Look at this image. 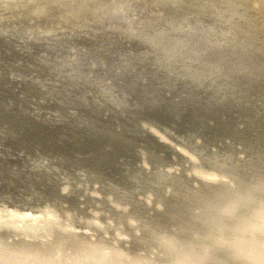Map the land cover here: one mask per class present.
Here are the masks:
<instances>
[{
	"label": "bare ground",
	"instance_id": "bare-ground-1",
	"mask_svg": "<svg viewBox=\"0 0 264 264\" xmlns=\"http://www.w3.org/2000/svg\"><path fill=\"white\" fill-rule=\"evenodd\" d=\"M256 1L245 4L255 6L264 31V0L262 7ZM200 6L201 0H0V44L9 48L0 54V73L17 78L20 89H0V183L14 185L2 189L0 200V264H171L191 249L205 264H242L216 243L219 237L242 255L253 252L255 221L246 201L264 198V177L260 183L249 174L254 166L264 174V154L257 150L264 148V128L247 148L252 122L244 125L230 108L264 120V92L253 84L264 81L233 77L255 59L240 45L248 31L241 16L210 6L211 19H193ZM239 83L249 88L242 91ZM137 101L180 111L192 105L222 122L215 127V119L204 116L197 123L204 137L152 126L163 142L159 148L146 145L139 128L129 139L134 148L106 165L98 158L76 164L82 140L90 132L117 133L119 121L130 123L126 111ZM225 109L229 120L222 118ZM218 128L223 133L216 137ZM188 166L194 183L223 188L218 203L211 202L213 191L196 199L194 210L207 227L202 241L191 244L165 229L191 193L181 181ZM160 197L175 201L167 204L175 211L163 213ZM24 201L33 202L29 209L19 206ZM232 201L239 207L215 210ZM146 211L165 223L157 238L166 244V261L139 258L146 253L137 241H149L151 232L138 233L151 223L136 219H146ZM123 220L129 229L107 232ZM133 241L138 249L128 252Z\"/></svg>",
	"mask_w": 264,
	"mask_h": 264
},
{
	"label": "water",
	"instance_id": "water-1",
	"mask_svg": "<svg viewBox=\"0 0 264 264\" xmlns=\"http://www.w3.org/2000/svg\"><path fill=\"white\" fill-rule=\"evenodd\" d=\"M194 1V0H193ZM246 0H201V6L198 11L193 12V14H196L193 16V19H200V20H209L211 19L208 17V10H212L210 6H212L215 9L220 11V14H224L226 12L232 11L235 17L238 15L241 16L242 20L245 22V29L247 35H243V39L241 40V44L245 47V50L252 53L255 59L248 61L244 63V66L239 68L238 71L233 72V77L236 79H244V77L251 78L252 80H259L264 81V60L263 55L260 56V54L264 53V31L261 30L260 27H258V24L256 22L257 15L255 13V6L254 5H246ZM262 1L257 0L256 6L262 7ZM191 7V5H188ZM247 6V7H246ZM178 13L175 15L177 16ZM256 22V24H255ZM257 25V26H256ZM237 32H241L238 31ZM121 72V75L119 77L124 78L122 75V70L118 71ZM150 79V77H147ZM3 78L1 77L0 73V80ZM13 81H17V78H13ZM116 80V78H115ZM254 87L258 86L256 89L259 92H264V83H253ZM240 89L242 91L249 88L248 85L245 83H239ZM262 101H264L262 97ZM192 105H185L184 109L181 111L179 110V107L174 108L173 110L167 107V105H163L161 107H153V105H150L148 103H144L143 101H137L135 102L128 112L130 115L129 118L131 119L130 123H125L122 119L121 122L119 121L117 133H111L110 131H105L100 133L99 135L93 132H90L85 140H82V143L80 145V154L79 159L76 162L78 163H86L90 159H99V163L101 165H106L109 160H112V157L117 154L118 152L125 151L126 150H132L134 148V144L129 141V139L133 137H138V129L142 128L141 130V138L144 140L146 145H154L156 148H159L163 145V142L160 141V139L156 138L155 134L151 131V127L155 128H164L165 125H171L170 129H174L175 131H184L188 134L192 135H200L203 136L200 132V129L197 128V123H201V121L204 119V116H210L215 119V121H219L218 117L214 116V112H205L200 111L198 109L191 108ZM153 107V108H152ZM229 108V106H227ZM233 109L235 112L234 118L243 119L244 125H247L249 121L252 122V127L250 131V137H247L245 140L248 142L247 148H250L251 143L250 141L255 140L254 137L256 134V130H260L261 128H264V120L261 118H258L253 113L250 112L249 109H241V108H230ZM217 111H223L218 110ZM227 109H225V114L223 119L229 120L227 112ZM220 113V112H219ZM218 116V115H217ZM107 118H110V115H107ZM145 120V121H144ZM214 122L215 127H217L218 123ZM222 122V121H219ZM137 123L141 125V127H137ZM222 128V127H221ZM221 128H218L216 131H214L216 137ZM196 129V130H194ZM184 133V132H183ZM185 133V134H186ZM263 132L261 133V135ZM228 135V134H227ZM232 137L235 136V134L229 135ZM38 138V136L36 135ZM204 137V136H203ZM235 138V137H234ZM36 138H33L35 140ZM205 143V139L203 140ZM244 147V149H247ZM257 150L258 153L264 154V148L259 147ZM248 151V150H247ZM174 155L176 158L180 157V153L177 151V149H174ZM259 153V154H260ZM142 159V155L140 156ZM64 159L67 160V158L64 156ZM166 168V167H165ZM258 166H254L249 174H251V179H260V183H262L260 177H264V174L260 171H256L258 169ZM233 169V168H232ZM238 169V168H237ZM233 170L238 174V170ZM191 169L188 168L184 169L185 174H183V177L181 178V181L185 179V181L190 184L191 186V193L187 195V197L181 202L183 203L181 205V209L179 212L177 211L173 217H170L169 223L165 225V229L173 232L177 235H179L182 239V241L192 243V240L201 242L202 241V234L205 232V220H202V216L204 214H200L198 210H194L195 205L197 204L196 199L198 197L202 198V195H205L208 197L210 194L209 192H212L211 196V202L212 203H218L219 197H221V194H219V190L223 189L221 185L219 187H214L212 189L211 186L207 185L205 182H201L200 180H197V184L193 182V178L190 176ZM183 171V172H184ZM188 172L187 176L186 173ZM172 176V175H171ZM248 173L240 174L241 178H247ZM173 177H176V175H173ZM175 179V178H174ZM178 179V178H177ZM180 179V178H179ZM193 182V183H192ZM12 186H6L5 183H0V190L1 189H10ZM221 187V188H220ZM208 193V194H205ZM51 196V193H48L43 199L46 201ZM168 196V195H166ZM161 198V197H160ZM158 198L153 200H158V202L162 201L165 204V210L162 211L163 213L170 211L173 212V208H168V202H174L170 198L164 199V198ZM87 199V198H86ZM82 199V200H86ZM199 200V198H198ZM178 203L177 205L181 204ZM209 203V201H208ZM176 204V203H175ZM20 207H24V205H19ZM203 209V208H202ZM212 210V209H211ZM213 211V210H212ZM148 212V211H146ZM182 212V213H180ZM149 214L146 216L147 218H141V221L139 218L136 219L137 223H147L150 222L151 224H146L142 228V230L138 233L139 237L144 236V229L150 228V234H149V241H141L138 240L137 243L141 246L140 248H143L145 250L146 254H142L139 258L142 262H144L145 259L142 257L149 256L150 255V261H154L156 259L159 260H167L169 253L167 252V248L165 247L166 244L162 243L158 240V234L160 233V229L162 228V224L164 221L160 219L161 217L155 216L154 212H148ZM163 222V223H162ZM167 223V222H166ZM165 224V223H164ZM85 226V225H84ZM115 226V227H114ZM114 226H110L107 229L108 233H113V230H119L121 232L124 231L125 228L129 229L130 222L128 221H118ZM105 231H102L104 233ZM7 234L9 235V231H7ZM198 242V243H199ZM133 244L129 247H127V251H133L137 247L136 243L134 241ZM138 249V248H136ZM212 249V248H211ZM210 249V250H211ZM209 250V251H210ZM165 252V254H163ZM207 253V252H206ZM173 254V253H172ZM171 255V253H170ZM164 256V257H163ZM155 257V258H154ZM154 258V259H153ZM153 259V260H152Z\"/></svg>",
	"mask_w": 264,
	"mask_h": 264
},
{
	"label": "clouds",
	"instance_id": "clouds-1",
	"mask_svg": "<svg viewBox=\"0 0 264 264\" xmlns=\"http://www.w3.org/2000/svg\"><path fill=\"white\" fill-rule=\"evenodd\" d=\"M248 215L254 221V227L250 233L253 252L249 255H242L237 252L229 243L226 237L216 238V243L224 249L231 260L242 262V264H264V198H250L246 201ZM239 203L232 201L226 206H216V211L224 213L228 208H238ZM171 264H205V258L199 252L191 249L185 253L182 261L173 259Z\"/></svg>",
	"mask_w": 264,
	"mask_h": 264
},
{
	"label": "rangeland",
	"instance_id": "rangeland-1",
	"mask_svg": "<svg viewBox=\"0 0 264 264\" xmlns=\"http://www.w3.org/2000/svg\"><path fill=\"white\" fill-rule=\"evenodd\" d=\"M9 52V48L7 47V46H5V45H2V44H0V54H6V53H8ZM1 77L3 78L2 80H0V89L2 90L3 89V93L4 94H15V93H17L20 89H19V84H16L17 83V81H18V79H17V81H13L12 79H13V76H11V75H9V74H7L6 72H4V73H2V75H1ZM18 85V86H17ZM19 89V90H18ZM129 115V114H128ZM104 120H108V118H107V116H104ZM23 156H25V154H22V156H20V158H19V161L20 160H22L23 159ZM44 158V157H43ZM43 158L41 157V158H38L37 159V163L38 164H41L42 163V161H43ZM54 162H57L58 163V159H55V160H53ZM4 190V189H3ZM2 189L0 190V200L3 198V194H2V191H3ZM32 203L33 202H30L29 201V203H27V202H22V203H20L19 205H24V207H22V208H24V209H29L30 208V206L32 205ZM10 205H12L13 203H9Z\"/></svg>",
	"mask_w": 264,
	"mask_h": 264
}]
</instances>
